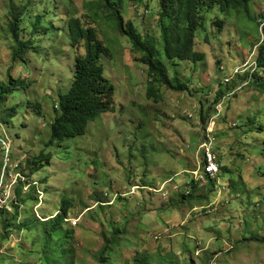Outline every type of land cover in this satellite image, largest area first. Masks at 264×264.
<instances>
[{"label":"rangeland","instance_id":"rangeland-1","mask_svg":"<svg viewBox=\"0 0 264 264\" xmlns=\"http://www.w3.org/2000/svg\"><path fill=\"white\" fill-rule=\"evenodd\" d=\"M103 5L0 0V83L10 67L28 82L0 104V133L15 160L29 166L30 182L0 212V264H53L48 219L63 199L71 202L61 231L71 251L65 264H264V67L257 61L264 0H250L246 17L203 3L195 48L206 57L169 62L168 76L189 89L156 84L158 99L148 98L147 65ZM118 9L145 38L161 40V0H123ZM16 16L38 51L12 60L9 23ZM72 17L94 26L104 42L114 107L85 134L49 143L59 95L85 52L83 41L72 43ZM208 133L220 172L213 182H197ZM42 152L50 164L28 165Z\"/></svg>","mask_w":264,"mask_h":264},{"label":"trees","instance_id":"trees-1","mask_svg":"<svg viewBox=\"0 0 264 264\" xmlns=\"http://www.w3.org/2000/svg\"><path fill=\"white\" fill-rule=\"evenodd\" d=\"M103 1L104 8L110 10L109 21L114 22L116 28L129 38L133 48L140 53V60L147 65L150 78L147 92L149 99L159 97L156 84L166 86L175 92L188 91L187 83L168 76V63L176 60L192 63L204 61L205 54L195 48L196 32L202 21L200 8L203 3L216 4L223 11L233 10L239 17L248 16L250 3V0H161L162 10L159 19L161 40L157 42L153 38H145L132 20H124L118 9L123 0ZM94 15V20L98 21V13L94 12ZM219 24L221 26L222 22L219 21ZM9 31L15 43L11 54L12 60L22 58L27 52L38 51L37 46H32L23 38L21 20L18 16L9 23ZM69 31L73 45L83 41L85 52L75 57L71 85L67 92L59 95L57 104L59 114L51 123L52 135L49 143L85 134L90 121L114 107L115 84L106 77L105 68L101 63V55L105 51L103 40L99 38L94 26L84 25L79 17H72L69 20ZM257 61L260 67H264V42L259 47ZM7 75L6 83H0V104L15 88L28 86L26 79H17L12 75L11 67ZM208 120L209 117L202 116L203 124L206 125ZM50 161L51 156L42 152L28 165L44 166L50 164ZM207 180L213 182L214 178ZM16 188L17 194L23 192L21 186ZM70 206L71 202L63 199L60 211L48 219L46 241L56 240L53 244V253L48 256L53 264H65L63 256L71 252L67 247V239L64 235L61 236ZM4 210L6 209H1L0 212ZM61 246L62 257H58V249L60 251ZM143 264L151 263L146 261Z\"/></svg>","mask_w":264,"mask_h":264},{"label":"built area","instance_id":"built-area-1","mask_svg":"<svg viewBox=\"0 0 264 264\" xmlns=\"http://www.w3.org/2000/svg\"><path fill=\"white\" fill-rule=\"evenodd\" d=\"M264 30V23H263ZM227 82L229 80L227 79ZM221 109H219L220 113ZM214 138L211 133H208L206 142L202 145L205 163L202 171L195 173L197 182H206L208 178H215L220 172L218 156L213 148ZM0 210L7 209L10 206L13 194L17 186L22 187L23 192L29 190L30 182L26 175L27 165H22V159L15 160L12 153L11 143L6 134L0 133ZM33 185L37 186L38 192L39 183L34 181ZM40 198H42L40 196ZM41 204V203H40Z\"/></svg>","mask_w":264,"mask_h":264}]
</instances>
